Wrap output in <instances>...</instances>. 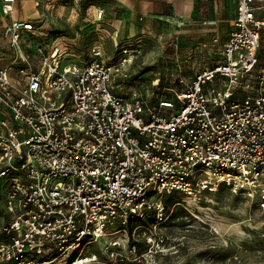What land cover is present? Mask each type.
Here are the masks:
<instances>
[{
  "label": "built area",
  "instance_id": "obj_1",
  "mask_svg": "<svg viewBox=\"0 0 264 264\" xmlns=\"http://www.w3.org/2000/svg\"><path fill=\"white\" fill-rule=\"evenodd\" d=\"M30 2L37 17H20ZM62 2L0 0V264L93 263L92 243L148 209L163 215L155 193L264 188V0H235L233 30L212 40L221 48L179 89L144 94L124 90L133 59L111 62L101 48L105 10L64 5L99 36L85 54L82 23L72 39L45 28Z\"/></svg>",
  "mask_w": 264,
  "mask_h": 264
},
{
  "label": "rangeland",
  "instance_id": "obj_2",
  "mask_svg": "<svg viewBox=\"0 0 264 264\" xmlns=\"http://www.w3.org/2000/svg\"><path fill=\"white\" fill-rule=\"evenodd\" d=\"M178 4L182 16L125 20L119 32L111 27L103 32L107 40L101 48L111 62L133 59L122 74L126 92L179 89L177 84L189 80L202 56L221 48L213 46L214 36L223 43L233 30L235 0H178ZM83 21L84 39L76 54L100 47L93 26ZM260 55L264 56V47ZM2 198L0 184V214ZM158 199L165 208L162 216L148 209L145 219L123 233L92 243L83 256L97 259L88 264H264V188L253 197L223 187L197 199L180 192L155 193L153 200ZM118 239L120 249L105 253Z\"/></svg>",
  "mask_w": 264,
  "mask_h": 264
},
{
  "label": "crops",
  "instance_id": "obj_3",
  "mask_svg": "<svg viewBox=\"0 0 264 264\" xmlns=\"http://www.w3.org/2000/svg\"><path fill=\"white\" fill-rule=\"evenodd\" d=\"M71 0H65L63 4H54L55 11L51 12V16L45 24L46 29H54L56 32H62L68 39L74 38L72 28H77L81 21L76 19V14L65 7V3ZM79 8L86 10L90 8V13L101 8L106 13V24L116 31L122 29L123 21L128 20L135 22L141 19H150L152 21L169 18L170 16H182L181 5L178 0H78ZM20 17L32 18L37 17V9L33 3H25L18 5ZM235 17V14H234ZM233 17V19H234ZM88 21V20H87ZM83 24V23H82ZM217 36H214L216 38ZM2 21L0 18V53H2ZM203 57V56H202ZM207 57V56H206ZM4 62L1 63V65Z\"/></svg>",
  "mask_w": 264,
  "mask_h": 264
},
{
  "label": "bare ground",
  "instance_id": "obj_4",
  "mask_svg": "<svg viewBox=\"0 0 264 264\" xmlns=\"http://www.w3.org/2000/svg\"><path fill=\"white\" fill-rule=\"evenodd\" d=\"M91 261H92V260H90V261H89V260L84 261L83 264L89 263V262H91Z\"/></svg>",
  "mask_w": 264,
  "mask_h": 264
}]
</instances>
